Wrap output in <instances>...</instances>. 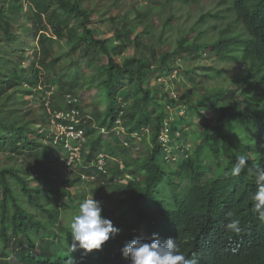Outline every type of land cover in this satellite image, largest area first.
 Masks as SVG:
<instances>
[{
  "label": "trees",
  "instance_id": "trees-1",
  "mask_svg": "<svg viewBox=\"0 0 264 264\" xmlns=\"http://www.w3.org/2000/svg\"><path fill=\"white\" fill-rule=\"evenodd\" d=\"M177 1L181 6L200 2L148 0L145 8L124 14L102 12L99 23L106 24L112 36L101 37L99 28L90 25L94 9L84 7L83 0H0V152L25 155L36 167H0V254L5 258L12 254L21 264H66L71 221L62 223L60 217L65 212L70 216L86 199L87 190L82 195L76 191L86 174L92 177L86 183L96 185L95 199L106 197L110 204V209L101 205L102 215L120 232L100 250L84 254L78 248L71 253L73 264H130L120 251L124 243L136 237L148 240L153 234L161 243L175 239L179 251L198 264H264V219L250 200L256 191L254 169L264 167V0H211L218 8L202 11L187 29L178 28L173 42ZM155 7L168 12L157 35ZM22 15L25 23H20ZM15 25L23 32L21 39ZM25 38L36 39L30 50ZM130 46L133 54L123 57ZM26 51L31 56H24ZM64 54L70 57L66 66ZM202 59L211 63L200 74L190 63ZM214 61L240 62L243 73L227 85L208 84L225 71ZM154 72L168 78L176 72L190 88L177 77L171 81L175 96L163 84L150 86ZM84 79L86 88L96 87L105 103L102 111L93 109L89 120L78 99ZM24 94L39 103L38 114L15 108ZM68 95L76 101L68 104ZM69 107L86 118L82 126L87 137L82 162L71 171L68 153L53 145L52 134L35 129L38 123L50 124L49 111ZM170 108L185 115L180 120ZM194 115L198 120L191 130L201 139L184 150L171 139L174 131L188 135L184 126L192 125ZM117 118L125 127L126 142L133 138L130 134H141L143 139L148 136L149 147L129 159L135 162L132 168L101 173L92 165L100 152L116 157L128 151L122 139L113 148L102 137L101 128L109 137H118L113 131ZM91 120L97 128L90 127ZM96 129L100 134L89 139ZM161 134L175 150H167ZM239 154L249 159L233 176L230 170ZM52 161L60 162L55 172L47 165ZM63 171L71 177H63ZM125 174L136 176L117 184V177ZM231 218L240 220L238 235L225 227Z\"/></svg>",
  "mask_w": 264,
  "mask_h": 264
},
{
  "label": "rangeland",
  "instance_id": "rangeland-1",
  "mask_svg": "<svg viewBox=\"0 0 264 264\" xmlns=\"http://www.w3.org/2000/svg\"><path fill=\"white\" fill-rule=\"evenodd\" d=\"M116 1L117 0H83V6L87 7V8H92L94 9V11L92 12L91 16H90V25L94 26V27H98L99 31H100V35L101 37H110L112 36V31H108L105 30V26L106 24H101L99 23L101 20V14L102 12H106L108 15L109 13H121L124 14L126 12L132 11L134 7H136L137 9H142L145 8L148 4V0H118V4L116 6ZM1 4V2H0ZM180 1L175 2V9L174 11L176 12L177 15H179V17H177L176 20L173 21V28L170 31L171 33V38L172 41L174 42L177 38V34L178 32V28H182V30L189 28L190 26H193L195 23V20L197 19V16L202 12V11H206V10H210V9H216L218 8L217 4L215 1H211V0H200L199 4H184V5H179ZM222 8V7H220ZM154 11V24H156V28L154 30V32L157 34H159V32L162 30V25H161V19L162 16H166L168 12H163L161 11L160 8L155 7L152 8ZM174 11H171L170 13H173ZM189 12V13H188ZM134 16V12H130L129 13V18H132ZM20 23H25L26 22V18L22 15L20 18ZM109 26V25H107ZM14 30L16 31V33L19 35V39H21V33L23 35V32H20V28L15 25L14 26ZM136 32L138 34L141 33V27L138 28V30H136ZM209 35H212L211 32H209ZM25 40V42H28V49L30 50L33 45H35V41L32 39H23ZM117 43V41L113 42V45ZM134 51V48L132 46L125 48V50L123 51V57L132 55ZM27 52V51H26ZM28 54H24L28 55L27 57L31 56V52L28 51ZM64 57L62 58L61 61H63V65L66 66L69 61H70V57L67 55H63ZM123 57H115V59L117 61L122 60ZM79 59V58H78ZM105 60V59H104ZM79 61H81V59H79ZM214 65L217 68H223L225 69V71H223L222 73H220V75H218L215 78L209 79L207 80L208 84H213V85H217V86H222V85H227L229 79L234 78L235 76L243 73V69L244 66L240 63V62H219V61H214ZM28 63V60H25L23 62V66H26ZM211 62L209 60H198V61H194L190 63V66H195L197 68V72H199L200 74L204 73V68L206 66H208ZM175 77H177V80L183 84V86L185 88H190V83L186 82L187 80L185 79V77L183 76H177L176 72L173 73L169 78L168 77H164V76H158L156 75V72H154V74L151 75L150 79H149V83L150 86H160V84H163L164 88L166 90H169L170 93L175 96L176 92L174 90L175 85L171 82L172 79H174ZM86 79H84L83 81L80 80L79 82V88L81 87V89L78 92V99L80 100L81 103H83V105H85V113H82L83 115H86V118L92 119V111L95 107H97V110L102 111L105 108V103L103 102V100H99V96H100V92L96 87L87 89L85 86L86 83ZM135 85V83H133L131 86L129 85L130 88L128 89H132V87ZM83 87V88H82ZM26 87L24 88H16L18 90H24ZM163 97V93L159 94V98ZM178 97V96H177ZM16 99V98H15ZM18 101L15 104V108L17 107L18 109L21 110V112L26 113V111L28 109H31L32 112H34V114H38L39 112V103L37 101H35V98L31 95H23L22 100H16ZM207 110L209 109H204V113L208 114ZM170 112L172 113V115L174 116V114L178 117V119L181 120V118L183 117V115H185L184 110H177V108H170ZM102 113V112H100ZM32 116V115H30ZM193 120H195L197 122L198 117L197 115L192 116V119L190 120V123H192V125L189 127V125L184 126L185 130L189 131L188 135L183 136L182 132H175V135L178 136V138L180 140H178L176 138V136L174 137V139L172 138V142L174 145H176L177 141H179L177 145H180L181 148H183L184 150L188 149L191 145H193L195 142H198L201 139L200 134H198L197 132L193 131V129H195V122H193ZM43 124L38 123L35 126V129H39L38 131H42L45 130L47 131V133H49V135L51 136V133L53 132L52 126L48 125V123L46 121L42 122ZM93 121L91 120L90 123V127L93 128ZM98 126V123H96ZM164 127H166V129L168 128V125L166 124ZM95 128V127H94ZM166 129L164 130V135L166 134ZM192 129V130H191ZM146 130V129H145ZM144 130V131H145ZM102 137L106 139V141H108L111 146L113 148L116 147V145L118 144V142L121 141V139L123 140V144L125 145V147L127 148V153H122V152H118V156L116 157H111L110 155H108L107 153H105L107 155V171H109V173H113L116 172L117 170H123L124 167H126L127 169L132 168L135 164V162L130 161L129 159H131L132 157L135 156H139L140 154L146 153L147 148L149 147V139L148 136H146L145 139H143V137L140 135H137L138 137L135 138H130V142H126V140L122 137L123 135H118V137H113L110 135H108V132H102ZM99 131L98 129H96L95 133L89 135V139L91 137H97L99 135ZM213 136L211 137V139L213 140ZM104 140V139H103ZM161 140L165 143V146L167 148V150L169 151L170 149L175 150L174 146H170L169 142L166 140V137L163 136L161 134ZM126 142V143H125ZM176 145V146H177ZM169 159L174 161V157L173 155H171L170 153L168 154ZM13 163H16L18 165L21 166H25V167H32V168H36L32 163H29L26 159H25V155H19L18 153L16 154H11L9 152H0V167L1 166H9ZM57 162L52 161L47 163L48 167H53V169L51 170L52 172L57 171V169L59 168V164L56 165ZM44 165V164H43ZM50 165V166H49ZM64 175L63 177H71L72 174H68L67 171H63ZM38 175H41V173H38ZM126 176L119 178L117 177V179L115 180V182L118 184H126L129 180H131L132 178H134L135 176L132 174H125ZM40 186H43V182L40 181L39 182ZM95 183H86V181H84L83 183H81L77 188L76 191H78V194L82 195L84 191L87 192L86 194V198L93 192V197L95 199V192H94V187H95ZM70 189H74V188H70ZM71 192L73 193V191L71 190ZM104 193V192H103ZM64 201V203L67 202V200H62ZM101 205L106 207L107 209H110V204L108 203V201L106 200V197H102V199L100 200ZM78 210L79 208H75L74 211L72 212V214H70V216L67 215V212L63 213V215L60 217V221L62 223H66V222H70L72 217L76 214H78ZM114 214H119V212L114 213ZM0 264H21L12 254H10L9 256H6V258L0 254Z\"/></svg>",
  "mask_w": 264,
  "mask_h": 264
},
{
  "label": "clouds",
  "instance_id": "clouds-1",
  "mask_svg": "<svg viewBox=\"0 0 264 264\" xmlns=\"http://www.w3.org/2000/svg\"><path fill=\"white\" fill-rule=\"evenodd\" d=\"M93 127L97 128L95 124H93ZM248 159L246 154H239L230 170L231 175H239L245 169ZM254 172L256 191L251 194L250 200L253 203V210L259 214L261 219H264V167L257 165ZM86 176L85 179L81 175L83 182L92 178ZM231 215L229 213L230 217ZM225 227L228 231L237 235L242 230L240 220L237 218H231ZM119 232L120 229L114 226L110 219L102 215L101 202L94 199L92 192L80 204L78 214L71 219L70 236L72 243L69 245L66 264H73L71 253L78 248L82 249L84 254L93 250H100L102 245L110 238H115ZM120 251L122 256L129 259L130 264H198L196 258H186L179 251L175 239L168 238L161 243L156 234H153L148 240L136 237L126 241Z\"/></svg>",
  "mask_w": 264,
  "mask_h": 264
},
{
  "label": "built area",
  "instance_id": "built-area-1",
  "mask_svg": "<svg viewBox=\"0 0 264 264\" xmlns=\"http://www.w3.org/2000/svg\"><path fill=\"white\" fill-rule=\"evenodd\" d=\"M68 104H72L76 99L71 98L70 95L66 97ZM50 126H52L53 132V145L62 146L63 150L68 153L67 168L71 171V166H77L82 161L81 150L86 143L87 137L85 135V127L82 126L86 122V118L82 117L79 111L74 107H69L65 111H49ZM101 131L105 130L101 128ZM113 131L116 135L126 134L125 127L122 124V120L117 118ZM131 137H138L136 133L130 134ZM126 143V142H125ZM107 155L104 152H100L96 157L92 165L101 173H107ZM82 178H87L82 174Z\"/></svg>",
  "mask_w": 264,
  "mask_h": 264
}]
</instances>
